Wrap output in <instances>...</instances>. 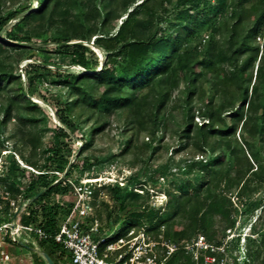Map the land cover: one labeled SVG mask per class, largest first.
Instances as JSON below:
<instances>
[{
	"label": "trees",
	"instance_id": "1",
	"mask_svg": "<svg viewBox=\"0 0 264 264\" xmlns=\"http://www.w3.org/2000/svg\"><path fill=\"white\" fill-rule=\"evenodd\" d=\"M36 2L34 10L25 6L4 11L0 7V35L4 37L0 42V128L12 119L32 127L41 124L44 132L51 133L50 143L43 148L45 156L39 165L21 149H11L23 165L11 156L0 172V184H6L12 198L20 195L17 204L27 202L25 209L32 208L33 221L52 234L71 208L73 184L79 183L74 172H90L93 167L97 172L111 157L87 154L95 136L105 130L106 116L125 113L121 134L129 136L124 151L134 147L135 135L145 132L144 145L152 157L161 147L163 138L157 143L155 135L161 126H168V112L180 109L183 124L177 129V146L166 161L151 170L128 174L123 185L116 181L103 189L114 205L112 212H127L120 222L125 230L145 222L156 239L183 244L201 234L208 240L215 237L220 244L231 225V209L226 206L227 198L213 188L230 182L237 186L251 178L264 182V0H83L82 5L88 7L82 21L84 39L95 36L93 43L104 50L101 64L94 49L78 41L79 34L70 32L64 23L50 34H42L32 25L68 15L73 0ZM116 6L119 14L130 8L132 12L117 30L110 31L106 24ZM199 32L201 38L194 41ZM8 49L53 51L65 56L68 64L30 63L24 68V81L20 72L2 60V51ZM46 82L67 91L53 106L59 125L29 97L34 88L48 100L47 90L42 88ZM84 114L87 119L97 115L103 122L84 131L79 127ZM64 126L76 127L80 135ZM239 128L249 148L237 139ZM250 131L255 141L246 140ZM73 137L81 142L77 149L70 142ZM40 144L38 138L31 141L34 154ZM181 151L186 152L184 158L175 161V154ZM73 152L75 157H71ZM148 171H152L148 177L151 185L170 176L169 187L164 189L168 196L165 206L147 202L146 182L141 178ZM98 191L95 189L96 195ZM9 208L8 201L0 205L3 212ZM258 208L264 210L258 200L243 205L245 214L253 215ZM118 215L113 220L107 215L109 225L119 223ZM263 224L259 219L245 235L248 264H264L260 256ZM244 228L242 222L239 232ZM39 241L52 260L67 258L51 237ZM237 245L240 250L239 242ZM164 264L196 262L178 248Z\"/></svg>",
	"mask_w": 264,
	"mask_h": 264
},
{
	"label": "rangeland",
	"instance_id": "2",
	"mask_svg": "<svg viewBox=\"0 0 264 264\" xmlns=\"http://www.w3.org/2000/svg\"><path fill=\"white\" fill-rule=\"evenodd\" d=\"M82 2L83 0H73L71 6L69 7L68 15L66 16H55L50 20L45 19L42 22L34 21L32 22V25L40 33L50 34L53 30L58 28L60 24L64 23L70 32L79 34L81 39L78 41H82L84 44H87L90 48L94 49V55L101 64L104 58V50L97 47L93 43L95 36H92L89 41L84 39V27L82 25V21L84 18V12L87 11L88 7L85 4L82 5ZM36 4V0H0V7L4 11L23 8L25 6H29V10H34L37 6ZM105 4L107 9L109 6L106 2ZM117 6L116 9H114L115 11L110 13L109 20L106 24L107 30H117L122 21H124L127 18V15L132 12V8H130L125 13L119 14V11H117ZM10 24L11 22L9 25ZM200 38L201 32L197 33L194 41H199ZM203 38H206V36L204 35ZM215 38H218V36L216 35ZM3 39L4 37L0 35V42H3ZM44 39L45 38H40L39 40L42 41ZM34 40H37V38L34 37ZM49 46V48H53L51 45ZM1 57L6 64L12 65L14 70L21 73V77L24 81L27 80V75H25L24 68L30 63L45 61L48 63V67H50L49 64H60L62 66H66L68 64L67 58L61 54H57L53 51L40 52L37 49H34L31 52L8 49L6 51H2ZM51 68V70H55L53 67ZM68 68L75 71L82 70L78 66H68ZM42 88L47 90L45 94L48 100H43L38 95L39 89L34 88L29 91V97L32 101L46 109L52 116L55 124L59 125L61 123L54 114L53 106L58 99H64L67 96V91L50 82L44 83ZM210 94L211 93L209 92V95ZM175 98H177L176 95L171 98L172 102L169 105L170 107L175 104ZM168 113H170L166 120L168 126L166 129L161 126L155 135V142H157L161 137L163 138L160 143L161 147L152 157L150 156L149 149H147L144 145V142L147 140L145 132L135 135L134 147L124 151L127 138L129 136V133L121 134L124 129L126 119L125 113L119 112L110 116H106L105 120L108 122V124L106 125L105 130L97 134L94 140L90 143L87 154L96 157H111H109V160L104 162L102 167L97 172L94 171L93 167L90 172L87 170H76L74 172V176L79 177V181L87 176L98 178L102 177L105 180L106 178H109L111 183L117 181L118 183L121 182V185H123V178L128 174L133 173L138 169L145 170V168H148V170H151L154 165L165 162L167 157L172 153L173 148L177 146V129L183 124V118L180 109H176L175 111ZM194 120L198 123L200 121V119L197 117H195ZM102 122L103 119L99 118L97 115H93V117L87 119V114H84L80 118L79 127L86 131L89 128L101 125ZM64 127L71 132H75L73 134H77L78 136L80 135V133L77 132L76 127ZM50 134V132H44L42 130L41 124L32 127L28 124H21L16 119H12L5 126L1 127L0 140H2V144H0V172L4 168L6 162L9 161L11 156L15 157L20 165H23L22 161L19 160L20 157L18 155H14L10 151L13 148H17L18 150L21 149L26 156L31 157L32 160H34L38 165L41 164L45 156L42 150L50 143ZM247 137L248 139L246 140L248 141H255L256 138L251 131L247 134ZM37 138L40 140L41 144L39 145V148H37L36 154H34L31 150V141ZM237 139L239 140L240 144L244 146V148H249V144L243 143L244 139L241 128L238 129ZM70 142L73 148L77 149L80 147L81 142L77 141L74 137L72 140H70ZM248 151L251 154L249 149ZM185 153V151H181L175 154V161L182 160ZM75 155L76 152H73L71 157H75ZM262 157L264 158V150ZM252 159L256 161V158L253 156ZM34 172L37 173V171ZM151 173L152 171H148L147 174L141 178L142 181L145 180L146 182V187H144V190L148 194L146 196L147 202H149L151 205L165 206L168 201V196L164 192V189L169 187L170 176H168L165 181L160 180V182L156 183L155 185H151L148 183V177L151 175ZM105 184L107 183H102L101 187H96V189H99L97 195L100 197H97L98 199L96 201L98 205L96 208V215L101 220V222L108 226L110 221L108 222L109 218L107 215L110 214V218L113 220L116 216V213H119V223L111 234L112 237H116L120 232L125 230L124 226L120 222L125 219L127 212H121L119 210H116L117 212L111 211L114 205L107 195L106 190L103 189ZM6 187V184H1L0 186V200L3 201L0 203V205L2 207L4 206L5 202L8 201L7 199L2 198L4 195L3 192L7 189ZM211 187H213L212 183ZM206 188L207 187H204L203 191H205ZM138 190L139 192H142V190ZM213 190L227 198L228 202L226 206L228 209H231V225L226 229L221 243L218 244V251L214 253L218 259L222 258V262L219 261V263L216 262L213 264H236V257L240 259V264H248L249 261L245 254V235L250 232L252 225L258 224L259 219L264 221V210L262 208H258L253 212V215L245 214L243 211V205L246 207L253 200H258L261 205H264V182H259L256 179L251 178L247 183L241 182L239 185L235 186L232 182H230L228 184L217 185L215 188H213ZM31 209V207L23 209V211L15 216V221H18L24 225L35 223L32 219ZM12 217L13 213L11 216H9L7 212L0 211V222L10 221ZM126 220L131 219L130 217H126ZM242 222H245V228L243 232L240 233L239 226ZM262 228H264V224ZM4 233V245L12 258L10 261L3 264H47L46 260L41 255V253L44 252V244L40 242L33 233L22 230L20 235L17 236L16 241L11 240L8 230H5ZM200 235L201 234H197L193 236L192 239L187 242L191 243L195 241ZM209 240L216 244L215 237H211ZM238 242L240 244V250L238 249ZM260 256L264 259V249H261ZM53 260L55 264H71L70 260L67 258L62 259L61 261H58L55 258H53Z\"/></svg>",
	"mask_w": 264,
	"mask_h": 264
},
{
	"label": "built area",
	"instance_id": "3",
	"mask_svg": "<svg viewBox=\"0 0 264 264\" xmlns=\"http://www.w3.org/2000/svg\"><path fill=\"white\" fill-rule=\"evenodd\" d=\"M102 183L111 181L87 176L73 184L71 208L59 219L52 234H48L38 222L24 225L15 221V216L25 209L27 202L18 205L20 195L12 198L6 189L2 198L8 200L10 208L7 213L9 216L13 213V217L10 221L0 222V264L12 258L4 245L5 230L9 231L12 241L17 240L22 230L33 233L39 240L51 237L65 251L71 264H164L178 248L188 253L196 264L222 262V258L218 259L214 254L219 245L203 235L191 243L178 244L169 239H156L150 225L140 222L112 237L118 223L107 226L96 215V201L100 197L95 189Z\"/></svg>",
	"mask_w": 264,
	"mask_h": 264
},
{
	"label": "water",
	"instance_id": "4",
	"mask_svg": "<svg viewBox=\"0 0 264 264\" xmlns=\"http://www.w3.org/2000/svg\"><path fill=\"white\" fill-rule=\"evenodd\" d=\"M41 255L44 257L47 264H55L52 258L46 252H42Z\"/></svg>",
	"mask_w": 264,
	"mask_h": 264
}]
</instances>
